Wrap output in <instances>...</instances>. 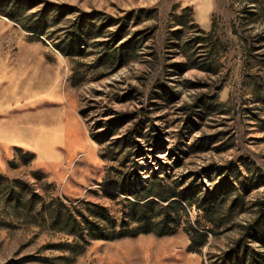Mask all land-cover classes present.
<instances>
[{
    "label": "rangeland",
    "instance_id": "374dc122",
    "mask_svg": "<svg viewBox=\"0 0 264 264\" xmlns=\"http://www.w3.org/2000/svg\"><path fill=\"white\" fill-rule=\"evenodd\" d=\"M263 97L264 0H0V174L36 195L29 218L0 197V264H211L234 230L200 253L181 229L83 243L47 207L117 217L153 174L204 194L226 168L258 183L242 224L264 196Z\"/></svg>",
    "mask_w": 264,
    "mask_h": 264
},
{
    "label": "trees",
    "instance_id": "16d2710c",
    "mask_svg": "<svg viewBox=\"0 0 264 264\" xmlns=\"http://www.w3.org/2000/svg\"><path fill=\"white\" fill-rule=\"evenodd\" d=\"M199 32L209 36L202 30ZM261 101L264 106V97ZM31 158L27 153L21 156L26 163ZM219 174L220 180L204 194L190 187L181 188L183 182L171 180L167 175L153 174L142 184L122 190L129 198L119 200L117 217L98 204L79 201L78 205L66 206L56 198L51 207H47L46 220L52 227L83 243L146 234L165 237L181 229L188 234L187 251L192 253H200L211 237L234 230L235 236L226 247L217 255H209L211 264H264V196L253 203L252 218L242 224L235 221L247 209L245 196L257 188L258 183L236 186L230 178L232 169H221ZM3 194L13 198L16 211L20 209L26 218L30 217L36 195L30 194V199L22 203L26 194L21 183L9 181L0 174V197ZM191 208L196 210L193 221L188 220Z\"/></svg>",
    "mask_w": 264,
    "mask_h": 264
}]
</instances>
